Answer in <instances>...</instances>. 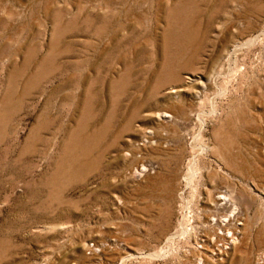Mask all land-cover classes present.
<instances>
[{
  "label": "rangeland",
  "instance_id": "374dc122",
  "mask_svg": "<svg viewBox=\"0 0 264 264\" xmlns=\"http://www.w3.org/2000/svg\"><path fill=\"white\" fill-rule=\"evenodd\" d=\"M263 252L264 0H0V264Z\"/></svg>",
  "mask_w": 264,
  "mask_h": 264
},
{
  "label": "bare ground",
  "instance_id": "6f19581e",
  "mask_svg": "<svg viewBox=\"0 0 264 264\" xmlns=\"http://www.w3.org/2000/svg\"><path fill=\"white\" fill-rule=\"evenodd\" d=\"M166 116H168V115H166ZM166 116H165V117H166ZM219 199L224 200V201H225L226 203H228V204H231V200H230L227 196L220 197ZM231 205H232V204H231ZM229 206H230V205H229ZM208 213H209V212H208ZM236 213H237L236 210H234V211L232 212L233 215L236 214ZM209 214H210V213H209ZM206 216H207V215H206ZM231 218H232V217H231ZM214 219H215V218H214ZM229 219H230V218H229ZM226 220H227V219H226ZM226 220H225V219H220L218 222H216L217 224H215V225H217V227H218V226H219V227H224V226H227V225L230 226V225H231V223H230L231 221H230V222L223 223V221H226ZM215 221H216V220H214V221L212 222L213 225H214ZM227 221H228V220H227ZM233 222H234V221H233ZM235 223H236V222H235ZM203 224H204V223H203ZM240 224H242V223H237V224H235V225H236V227H237V226L240 225ZM211 225H212V224H211ZM215 225H214V226H215ZM208 226H209V225H208ZM229 226H228V227H229ZM232 228H233V227H232ZM213 229H214V228H213ZM235 229H236L235 231L237 232L238 227L235 228ZM227 230H228V229H227ZM184 231H185V230H184ZM213 232H214V231H213ZM241 232H242V231H241ZM215 233H216V232H215ZM215 233H214V234H215ZM217 233H218V232H217ZM238 233H239V232H238ZM182 234H183V233H182ZM230 234H231V233H230ZM230 234H229V235H226V236H222V235H220V234H219V235H220L221 238H223V239L229 241V240H231L230 238L232 237ZM208 235H209V234H208ZM210 235H211V234H210ZM239 236H240V235H239ZM215 238H216V237H215ZM227 238H228V239H227ZM235 239H236V237H232V242L235 241ZM200 240H202L201 237H200ZM215 240H216L217 242H219V241H218L219 239L217 240V238H216ZM221 240H222V239H221ZM198 241H199V240H198ZM203 241H204V242H203V243H204V248H205V247H209V248H211V246H213V248H215V247H214L215 243H214L213 238L210 239V237H206ZM222 241H223V240H222ZM199 242H200V241H199ZM199 242H197L196 244H198ZM201 243H202V242H201ZM203 243H202V244H203ZM198 245H199V244H198ZM216 245H217V243H216ZM220 245H221V244H220ZM195 246H196V245H195ZM201 246H202V245H201ZM199 247H200V246H199ZM221 247H222V246H221ZM221 247H220V249H221ZM216 249H218L217 246H216ZM220 249H219L218 253L222 251V250H220ZM204 250H205V249H204ZM204 250H203V251H204ZM200 251H201V250H200ZM203 251H202V252H203ZM223 252H224V251H222L221 253H223ZM200 253H201V252H200ZM211 253H212V252H211ZM204 254H205V253H204ZM212 254H213V255H212V257H213V256H214V253H212ZM196 255H197V254H196ZM202 255H203V254H202ZM210 255H211V254H210ZM216 255H217V253H216ZM216 255H215V257H216ZM207 256H208V255H207ZM207 256H206V257H207ZM220 257H221V256H220ZM218 258H219V256H218ZM201 259H202V258H201ZM208 259L210 260V258H208ZM211 259H212V258H211ZM263 260H264V259H263ZM215 263H216V262H215ZM216 264H217V263H216Z\"/></svg>",
  "mask_w": 264,
  "mask_h": 264
},
{
  "label": "built area",
  "instance_id": "2783aa9c",
  "mask_svg": "<svg viewBox=\"0 0 264 264\" xmlns=\"http://www.w3.org/2000/svg\"><path fill=\"white\" fill-rule=\"evenodd\" d=\"M262 256V258L264 259V252L261 254V255H259V258ZM260 261L262 260V259H259ZM262 263V262H261Z\"/></svg>",
  "mask_w": 264,
  "mask_h": 264
}]
</instances>
